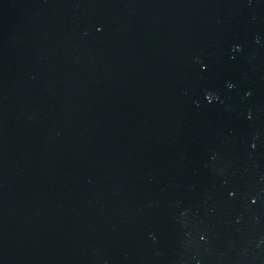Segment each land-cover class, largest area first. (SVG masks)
Here are the masks:
<instances>
[{
    "label": "water",
    "instance_id": "obj_1",
    "mask_svg": "<svg viewBox=\"0 0 264 264\" xmlns=\"http://www.w3.org/2000/svg\"><path fill=\"white\" fill-rule=\"evenodd\" d=\"M0 264H264V0H0Z\"/></svg>",
    "mask_w": 264,
    "mask_h": 264
}]
</instances>
